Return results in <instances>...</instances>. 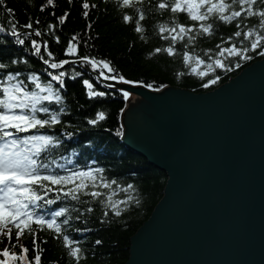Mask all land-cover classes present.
Here are the masks:
<instances>
[{"label":"trees","instance_id":"1","mask_svg":"<svg viewBox=\"0 0 264 264\" xmlns=\"http://www.w3.org/2000/svg\"><path fill=\"white\" fill-rule=\"evenodd\" d=\"M156 0H152L155 3ZM230 2V0H226ZM83 0H54L55 7L46 6L41 10L42 5H46V0H4L0 4V25L5 29H10L9 21L18 25L21 32L31 31L22 26L31 22L33 28H38L43 33L40 37L47 40L50 50L57 59H74L64 54L68 41L73 35H77L79 43L78 50L82 54H88L97 58H104L110 61L118 74L134 81H142L144 84H151L152 91L155 88L163 90L166 87L186 89L194 93H204L216 89L224 83L237 76L243 69L252 63L262 60L264 56L257 55L256 52L249 51L247 55L250 60L240 61L241 66L235 67L236 58L229 57L227 53L222 57H217L219 45L221 48L232 43L240 46L243 37L232 35L235 31H246L250 27L258 25V17H249L241 23V28L237 29L235 24H226L217 20L213 23V34L211 36L199 35L198 30H193L196 36L195 43H188L177 40L173 45L176 49L174 56H168L166 52L156 53V48H167L170 37L167 33H160L162 25L170 26L175 19L177 23L191 24L192 21L183 13L173 17L171 12L163 15L151 9L149 0H144L146 10L145 20L142 21L144 32L137 33L132 22H124L121 16V9L116 5L115 0H88L90 5H97L96 8L88 10L89 15L85 18L82 13ZM258 7H264L259 4ZM238 7V5H237ZM246 7V6H245ZM7 8H12L13 13L9 14ZM68 12L69 15L65 23L61 24L56 17ZM53 13L55 15H53ZM39 20V24L36 21ZM91 29H88V24ZM52 24V29L48 25ZM54 32L60 37V42L56 43L49 32ZM232 35V40L228 37ZM33 38H35L33 36ZM36 39V38H35ZM87 39L88 45L83 41ZM187 40V37H185ZM7 42V46L0 47V51L6 57L18 60L16 64H11L7 59L2 60L6 64L5 69H0V80H3L8 73L15 75L19 72L18 79L24 80L30 90H35V85L26 78L35 74L40 77L42 83L50 81L45 69L47 65L37 57L32 55L30 42L26 41L24 46L16 45L14 38L5 33H0V46ZM76 43V41H74ZM190 51L193 57L199 56L205 61L204 64L197 65L195 60L189 61L186 65L183 61V52ZM257 51H260L258 49ZM209 57H212L209 60ZM220 58L227 67H216L215 59ZM211 64L212 67H208ZM230 67L231 71L227 70ZM195 69V70H194ZM66 71V86L60 89L63 100L61 104L53 102H43L52 110L58 111L61 107L65 111L61 114L62 126H56L50 133L61 140L62 147H57L50 160H55L56 164L64 165L71 170L102 168V175L106 180H115L117 183L109 189H99L105 193L115 192L112 199L119 201L118 207L121 215L115 216L111 209L104 208L96 200L89 196L81 195V202L61 199L53 205L47 206V212L57 210V206H67L70 210L71 227H66L67 233L75 240L79 241L83 249L80 264H126L129 258V248L131 237L139 230L154 211L156 205L164 195L167 176L164 172L156 169L148 163L138 153L125 148L121 141L123 133L122 118L127 109L129 100L134 99L131 95L125 101L120 92H115L102 99L89 100L83 84L82 78H90L91 75L85 72L83 77L69 79L76 71H82L79 66H70ZM48 71H54L48 69ZM200 72L206 73L204 76ZM219 76L220 79L215 84H209L207 88L202 85L209 79ZM53 83L54 88L59 86ZM145 87V86H144ZM112 93L111 89H101ZM123 109V112L120 110ZM97 111L105 113V119L94 127L87 124V118H94ZM43 116V114H40ZM66 132H72L71 137ZM25 135V134H21ZM53 170L63 174V171L53 166ZM131 184V189L127 185ZM56 193H49V198H54ZM93 208L92 212H87V208ZM108 212V217L103 216V212ZM80 215V219L75 217ZM101 220H104L101 223ZM35 227V225H33ZM74 229H86V231H75ZM13 229L12 243L16 247H11L7 237L0 238V250L9 246L12 252L20 253V244L26 246L27 261L35 264L32 238L30 235H22L19 242L16 241ZM46 240V243H41ZM100 240V244L95 241ZM36 242L44 251L41 253V264H72L67 255V250L63 247L62 240L53 239V234L49 231H37ZM39 250V249H36ZM3 257H0L2 259ZM15 264H25L24 261H16Z\"/></svg>","mask_w":264,"mask_h":264},{"label":"water","instance_id":"2","mask_svg":"<svg viewBox=\"0 0 264 264\" xmlns=\"http://www.w3.org/2000/svg\"><path fill=\"white\" fill-rule=\"evenodd\" d=\"M117 88L122 143L167 176L126 264H264V58L204 93Z\"/></svg>","mask_w":264,"mask_h":264},{"label":"snow or ice","instance_id":"3","mask_svg":"<svg viewBox=\"0 0 264 264\" xmlns=\"http://www.w3.org/2000/svg\"><path fill=\"white\" fill-rule=\"evenodd\" d=\"M72 0H69L71 3ZM116 5L121 9V16L124 22H132L134 30L137 33H143L144 28L142 21L145 20L146 10L144 9V0H115ZM4 0H0L3 4ZM152 10L159 11L162 15L171 12L173 17L183 13L192 21L191 24L177 23L175 19L170 26L162 25L159 29L160 33H167L170 37V43L167 48H156L155 52H166L168 56H174L176 49L173 46L177 40L184 41L185 46L188 43H195L196 36L193 30L197 29L199 35L211 36L213 34V23L217 20L226 24H235L237 29L241 28V23L249 17H258V25L250 27L246 31L237 30L232 35L235 37H243L240 46L232 43L229 46L221 48L217 45V57L224 56L225 53L229 57L237 59L236 68L241 66L240 61L250 60L252 57L247 55L251 50L257 55L264 56V7L257 6V0H156L152 3L149 0ZM260 5H264V0H259ZM238 5V7H237ZM46 6L55 7L54 0H46V5L41 6V10ZM82 15L87 18L88 10L96 8L97 5L88 3L83 0ZM246 6V7H245ZM9 14L13 13L12 8H7ZM53 15H55L53 13ZM69 13L64 12L56 17L58 21L65 23ZM10 29H5L0 25V33H7L14 38L16 45L24 46L26 41L30 42L31 53L37 56L44 65H47L45 72L50 77V81L42 83L39 76L32 74L26 79L35 85V90H30L24 80L18 79L20 73L15 75L8 73L7 76L0 80V238L7 237L11 247H16L12 243L13 229H15L16 241L19 242L22 235H30L32 238L33 250L35 251V264H41V253L44 251L36 242L37 231H49L53 234V239L62 240L63 247L67 250V255L72 264H80L83 255V249L79 245V241L73 239L66 231V227H71L70 210L67 206H57V210L47 212V206L53 205L61 199H70L71 201H81V195L89 196L96 200L104 208L111 209L115 216H120L121 212L118 207L119 201L112 199L115 192L105 193L99 189H109L117 182L115 180H106L102 175V168H92L71 170L64 165L56 164L55 160L49 157L57 147H62L61 140L55 135L48 134L56 126H62L61 114L65 111L61 107L58 111L52 110L48 105L53 102L61 104L63 96L60 89L66 86L65 65L78 63L82 71H76L74 76L69 79L83 77L85 71H90L93 75L90 78H82L80 82L83 84L86 96L89 100L102 99L115 92H120L125 101L132 93L123 88H117L118 84L138 85L142 81H134L126 78L122 74H118L116 69L111 65L110 61L104 58H97L88 54L79 52L77 44L79 43L77 35H73L68 41L64 54L74 59H57L50 50L47 40L38 41L35 37H42L43 33L38 28H33L31 22L24 24L22 27L30 29V32H21L18 25L9 21ZM39 24V20L36 21ZM54 26L48 25L49 29ZM92 25L88 24V29ZM56 43L60 42V37L54 32H49ZM232 35L228 40H232ZM187 37V40H185ZM76 41V43H74ZM85 46L88 45L87 39L83 41ZM7 46V42L3 46ZM43 49V51H42ZM260 49V51H257ZM7 59L9 63L16 64L19 61L11 57H6L0 51V61ZM195 60L197 65L204 64L205 61L199 56L193 57L190 51L183 52V61L186 65L189 61ZM212 57H209L211 60ZM216 67H227L220 58L215 59ZM208 67H212L211 64ZM6 64L0 62V69H5ZM48 69L54 71H48ZM195 70V69H194ZM227 70L231 71L228 67ZM206 73L200 72L199 75L204 76ZM220 79L215 76L209 79L202 86L207 88L209 84H215ZM55 82L59 87L54 88ZM112 82V83H106ZM143 86L152 88L151 84ZM101 89H111L112 93ZM159 91V88L153 89ZM43 102H48L45 105ZM123 112V109L120 110ZM40 114H43L41 116ZM105 119L103 111H97L94 118H87V124L98 126L99 122ZM25 134V135H21ZM71 137L72 132H66ZM53 166L63 171H54ZM133 185L128 184L127 188L131 189ZM56 193L54 198H49V193ZM92 212L93 208L86 209ZM103 216L108 217V212L104 211ZM75 219L79 220L80 215ZM104 220H101L103 223ZM35 225V227H33ZM75 231H86V229H74ZM42 240L41 243H46ZM100 244V240L95 241ZM39 249V250H36ZM29 249L20 244V253L12 252L9 246H5L0 250V264H15L16 261H27V253Z\"/></svg>","mask_w":264,"mask_h":264},{"label":"bare ground","instance_id":"4","mask_svg":"<svg viewBox=\"0 0 264 264\" xmlns=\"http://www.w3.org/2000/svg\"><path fill=\"white\" fill-rule=\"evenodd\" d=\"M25 32H29V31H25ZM121 141L123 142V139H122V137H121ZM123 144V143H122ZM124 145V144H123ZM124 147H125V145H124ZM125 148H127V147H125ZM129 149V148H128ZM130 150V149H129ZM132 151V150H131ZM154 167V166H153ZM157 169V168H156ZM145 223V222H144ZM129 256H130V248H129ZM129 259V258H128Z\"/></svg>","mask_w":264,"mask_h":264}]
</instances>
